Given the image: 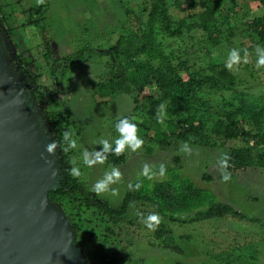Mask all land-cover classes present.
Here are the masks:
<instances>
[{
    "label": "rangeland",
    "instance_id": "1",
    "mask_svg": "<svg viewBox=\"0 0 264 264\" xmlns=\"http://www.w3.org/2000/svg\"><path fill=\"white\" fill-rule=\"evenodd\" d=\"M155 1L46 0L39 5L44 13L43 20L38 28H33L26 24L23 12L38 7L35 0H0L6 24L0 27V32H6L8 52L11 57H22L28 64V70L38 76L37 87L31 91L21 75L16 74L26 85L37 109L43 110V103L47 112L66 119L59 123V127L62 132L70 130L74 134L77 147L73 149L72 159L81 168L79 178L89 191L112 167L109 155L103 165L86 167L82 163L84 150H101V139L113 142L119 135L115 125L120 118L130 116L139 125L144 114L134 109L135 102L140 104L143 101L141 94L154 87L136 69V62L131 64L120 56L99 57L93 54L77 65H71L64 59L87 46L106 50L120 37L140 33L145 26L148 9ZM203 1L192 0V6L188 7L185 3L176 6L174 0H161L174 26L181 22L189 26L198 23ZM258 16H264V6L258 2L237 0L233 4L231 0H225L215 16L216 43L207 39L208 35L199 28L184 30L179 38L162 34L156 38V43L173 66L181 68L179 74L184 79L189 73L204 77L209 74V68L224 67L232 48L247 49L249 63H241L238 70H228L236 78L232 90L218 91L207 86L196 95L197 102L191 113L195 111L201 117L206 127L205 136L213 138L211 145L188 143L191 154H187L181 151L185 142L171 136L167 146H160L155 137L160 136V131H172L161 130L163 124L157 119L151 120L149 131L139 129L144 140L143 148L136 153L125 152L124 163L117 167L123 174V180L112 185L118 189V195L106 193L95 196L110 208H117L129 185L143 178L139 173L145 163L155 165L157 169L163 163L167 167L166 177H156L153 182L187 178L198 190L212 193L218 204L231 207L237 216L209 221H192L191 216L181 218L179 222L162 217L160 226L170 232L164 235V241L182 251L176 254L161 249L154 232L149 231L137 215L138 212L144 216L156 212L150 206L132 204L125 217L105 224L106 229L114 230L115 237L110 239L112 243L104 244L98 241L106 234L104 228L94 227L96 214L82 205L75 220L85 231L81 232L84 241L78 246L84 260L86 258L91 264H104L102 259L109 261L123 257L125 264H264V163L260 157L264 150L255 140L254 143L249 141L250 145L239 141L216 142V137L210 133L215 120L223 113V102H231L236 108L240 103L247 107L236 117L237 120H242L253 133L264 134V68L258 70L255 67L256 46L264 47L247 28V24ZM54 63L57 65L52 68ZM55 76L57 87L54 85ZM110 80L119 81L121 89L101 98L98 84ZM163 117L172 122L183 118ZM238 148L242 152L248 150V153L244 152L243 168L238 167L236 161L232 162L228 170L232 179L224 183L217 160L223 153L230 154ZM204 176L209 179H203ZM169 238L172 242L167 241Z\"/></svg>",
    "mask_w": 264,
    "mask_h": 264
},
{
    "label": "trees",
    "instance_id": "2",
    "mask_svg": "<svg viewBox=\"0 0 264 264\" xmlns=\"http://www.w3.org/2000/svg\"><path fill=\"white\" fill-rule=\"evenodd\" d=\"M225 0H204L202 2L203 12L199 14L198 23H194L189 26L186 22H181L177 26H174L169 15L167 14L166 7L161 0H156L151 3L147 20L143 30L140 33H133L127 36L120 37L114 46L106 50H95L92 48H81L71 56L64 59L71 65H77L82 63L91 57V55H97L99 57H113L120 56L125 60L136 62V69L142 73L144 79L150 81L154 89L142 93L143 101L138 104L135 102V110H139L144 114V119L138 125V129L146 132L150 130L151 120L157 119V109L163 104V115L166 118L182 116L183 118L172 122V120H164L161 130L167 129L172 131L167 133L166 131H160V136H156L155 139L159 141L160 146H167L168 140L171 136H174L176 140L187 142L195 146H209L213 138H207L205 136L206 127L202 122L200 116L196 115V112H192V106L197 102V93L204 90L207 86L208 89H216L218 91L232 90L235 84V77L224 67H212L207 71L209 74L195 77L192 73L187 74V78L184 79L181 76V68L173 66L168 56L164 54L161 48L156 43V38L159 35H165L169 38H179L183 35L184 30L190 31L194 28H199L208 35L207 39L217 42L215 35V16L220 11L221 6ZM234 4L237 0H231ZM247 2H258L264 6V0H244ZM185 3L188 7L192 6V0H174V5L181 6ZM2 7L0 6V27L5 24L4 15L2 14ZM26 15V24L31 25L33 28H38L42 22L43 12L41 7H32L23 12ZM248 30L256 37L259 43L264 47V16L256 17L247 24ZM6 33V32H4ZM0 32V43L4 51V55L8 61L9 69L12 72L18 73L27 82L31 91L37 87L38 76H36L31 70H28V64L24 62L22 57H11L8 52L5 34ZM59 63V62H57ZM54 63L52 68L57 65ZM212 73V74H211ZM147 82L144 81V84ZM54 85L57 87L56 76L54 77ZM121 83L119 81H108L98 84L99 96L106 98L110 94L117 93L121 89ZM28 89V88H27ZM44 91H47L44 89ZM35 95V94H34ZM140 96V97H141ZM43 110L38 108L43 116V121L49 135L53 139L63 144L62 130L59 127L61 121H66L64 116L58 118L54 114L47 112L43 103ZM51 105V104H49ZM221 116L215 120L213 126L210 128V133L216 137V142L223 141H239L246 142L250 145L249 141H257L264 150V134L258 132L253 133L247 129L246 124L242 120H237L236 117L243 113L247 107L245 104H241L236 108L231 102H223ZM132 119L130 116H125ZM118 121V120H117ZM133 121V120H132ZM257 121V120H256ZM254 121V122H256ZM117 123V122H116ZM174 123V125H173ZM258 121L256 122V124ZM221 140V141H219ZM214 147V146H212ZM251 147V146H249ZM58 154L59 165L62 171V180L60 185L55 190L49 192L48 199L57 208L61 209L64 213L67 221L74 234V243L80 246V242L84 241L81 235V226L76 223V216L78 214V208L85 206V208L92 209L96 214L95 226L104 228L106 233L104 238H98L101 243L111 242L110 239L115 237L114 230L110 227L107 229L105 224L115 222L117 219L123 218L127 215L128 210L132 204L138 203L142 205H148L154 209L163 219L171 222H179L181 218L193 217L192 221H209L212 219L225 218L230 215L237 216L233 212L232 208L227 205L218 204L215 201V197L212 193L198 190L187 178H174L170 181L163 180L161 182H153L144 178H140L133 182L142 183V187L139 191H134L130 187L126 191L120 205L117 208H110L101 201L97 200L92 192L87 189V186L80 178H74L70 175L69 169L72 167L70 160L72 159V152L68 153L56 149ZM248 153V150L242 152L241 148L233 149L230 154L231 160L229 163L236 161L237 166L243 168V161L245 159L244 152ZM242 152V153H241ZM261 160L264 163V154L261 156ZM125 161V156H115L109 154V163L111 167H118ZM256 161L254 162L255 165ZM231 169V168H229ZM228 169V170H229ZM203 179H209L204 176ZM190 215V216H189ZM184 221V220H182ZM92 232V231H90ZM170 234L165 230L164 226H160L154 232V238L158 242L157 245L161 249L170 250L173 253L181 254V249L176 245H168L164 241V235ZM89 236H92L90 233ZM171 238L167 239V241ZM113 242V240H112ZM111 242V243H112ZM84 260V258H83ZM104 264H125L123 257H115L111 260L102 259ZM85 264H91L84 260Z\"/></svg>",
    "mask_w": 264,
    "mask_h": 264
},
{
    "label": "water",
    "instance_id": "3",
    "mask_svg": "<svg viewBox=\"0 0 264 264\" xmlns=\"http://www.w3.org/2000/svg\"><path fill=\"white\" fill-rule=\"evenodd\" d=\"M51 140L0 43V264H85L64 213L48 199L62 180L57 150L46 151Z\"/></svg>",
    "mask_w": 264,
    "mask_h": 264
},
{
    "label": "clouds",
    "instance_id": "4",
    "mask_svg": "<svg viewBox=\"0 0 264 264\" xmlns=\"http://www.w3.org/2000/svg\"><path fill=\"white\" fill-rule=\"evenodd\" d=\"M45 2L46 0H35L37 6L42 5ZM241 51H243V56H241ZM255 51L257 54L255 67L259 70L264 68V48L257 45ZM248 57L249 52L247 49L232 48L228 53L225 68L229 71L238 70L241 63H249ZM163 109V104H161L157 109V121L161 124L164 122ZM115 129L119 135L113 142H110L108 139H101L99 141V145L102 146L101 150H84L82 155L83 165L88 168H92L97 164L103 165L109 154L121 156L129 150L132 153H136L143 148L144 140L139 135L137 123L133 122L132 119L129 117L120 118L115 125ZM73 136L74 134L70 130H64L62 133L63 144L58 142L56 139L51 140V142L46 145L47 153L54 157L57 148L64 153H68L70 150L76 149L77 141L73 138ZM181 151L191 154V148L187 142L182 145ZM230 160L231 157L227 153H223L217 160L220 178L224 183H228L232 179V174L228 171L231 167V164L229 163ZM49 163H51V161H49ZM70 163L72 165V167L68 170L70 175L74 178H79L82 175V172L81 168L77 164V161L75 159H71ZM55 174L56 173L53 172V175ZM166 174L167 167L165 164L161 163L157 169L155 165L145 163L139 173V176L152 181L156 177L165 178ZM122 180V172L119 168L113 166L110 171L105 172L103 177L91 186L90 191L97 197L106 193H110L113 196L118 195V189L113 188L112 185L119 184ZM129 187L134 191H139L142 187V183L138 182L135 185H129ZM137 215L140 217L144 226L151 232H155L162 222V217L156 212H150L147 216L138 212Z\"/></svg>",
    "mask_w": 264,
    "mask_h": 264
}]
</instances>
